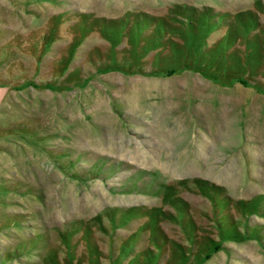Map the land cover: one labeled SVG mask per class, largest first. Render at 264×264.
Listing matches in <instances>:
<instances>
[{
  "label": "rangeland",
  "instance_id": "obj_1",
  "mask_svg": "<svg viewBox=\"0 0 264 264\" xmlns=\"http://www.w3.org/2000/svg\"><path fill=\"white\" fill-rule=\"evenodd\" d=\"M0 264H264V0H0Z\"/></svg>",
  "mask_w": 264,
  "mask_h": 264
},
{
  "label": "trees",
  "instance_id": "obj_2",
  "mask_svg": "<svg viewBox=\"0 0 264 264\" xmlns=\"http://www.w3.org/2000/svg\"><path fill=\"white\" fill-rule=\"evenodd\" d=\"M170 70L172 71V69H169L168 71H170Z\"/></svg>",
  "mask_w": 264,
  "mask_h": 264
}]
</instances>
